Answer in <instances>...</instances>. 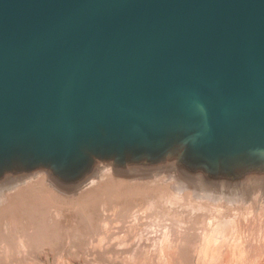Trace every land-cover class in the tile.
Instances as JSON below:
<instances>
[{"label": "water", "instance_id": "95a60500", "mask_svg": "<svg viewBox=\"0 0 264 264\" xmlns=\"http://www.w3.org/2000/svg\"><path fill=\"white\" fill-rule=\"evenodd\" d=\"M177 145L264 159V0H0V163Z\"/></svg>", "mask_w": 264, "mask_h": 264}, {"label": "bare ground", "instance_id": "6f19581e", "mask_svg": "<svg viewBox=\"0 0 264 264\" xmlns=\"http://www.w3.org/2000/svg\"><path fill=\"white\" fill-rule=\"evenodd\" d=\"M43 245L60 264H264V159L205 164L177 145L3 161L0 264H36Z\"/></svg>", "mask_w": 264, "mask_h": 264}, {"label": "rangeland", "instance_id": "374dc122", "mask_svg": "<svg viewBox=\"0 0 264 264\" xmlns=\"http://www.w3.org/2000/svg\"><path fill=\"white\" fill-rule=\"evenodd\" d=\"M44 248V253L43 255L39 256V255H36L37 257V263L36 264H43V262H48V259H49V263L48 264H60V263H63V262H60L57 258V255L55 253V249H53L52 247H50L49 245H43L41 246ZM39 247V248H41ZM47 254V256H46ZM49 255V256H48ZM49 257V258H48ZM73 258V263L74 264H100V263H97V262H86L84 259V257L82 258H75L73 256H71L68 261H71Z\"/></svg>", "mask_w": 264, "mask_h": 264}]
</instances>
